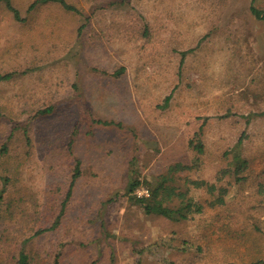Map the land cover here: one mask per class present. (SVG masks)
I'll return each mask as SVG.
<instances>
[{"label":"rangeland","instance_id":"obj_1","mask_svg":"<svg viewBox=\"0 0 264 264\" xmlns=\"http://www.w3.org/2000/svg\"><path fill=\"white\" fill-rule=\"evenodd\" d=\"M32 1L12 0L23 21L0 4V74L14 73L0 82V176L10 168L7 193L33 197L26 210L45 227L79 161L58 227L32 239L46 263L59 249V264L264 259V0H68L81 14L55 3L28 11ZM239 138L240 186L221 173ZM175 164L187 166L169 180L181 188L226 186L234 239L208 234L213 207L175 222L130 199L131 177L156 182ZM16 220L0 224L3 261L24 238Z\"/></svg>","mask_w":264,"mask_h":264},{"label":"trees","instance_id":"obj_2","mask_svg":"<svg viewBox=\"0 0 264 264\" xmlns=\"http://www.w3.org/2000/svg\"><path fill=\"white\" fill-rule=\"evenodd\" d=\"M57 4L65 11H70L75 14H81V9L78 6L68 0H33L27 7V10H36L38 6ZM0 4L9 11L12 17L17 21H23L19 9L13 5L12 0H0ZM251 12L256 17H261L262 12L256 9L254 6H250ZM145 33V30L143 31ZM186 52H181L180 63L183 62ZM13 72H7L0 74V82L8 81L13 78ZM170 95L164 98V105L169 102ZM53 108L47 107L43 109H38L36 115H46L52 113ZM96 122L109 125L113 124L112 121L96 120ZM241 145V138L236 142L235 146L231 150V161L230 164L232 168H226L221 171L222 175L230 176L232 175L234 184L238 183L239 186L246 183L249 179V174L246 173L248 169V160L241 155L239 151V146ZM203 152V148L199 147L197 153ZM8 149L5 145L0 146V163H2L3 158L7 157ZM7 160V159H6ZM1 166V165H0ZM187 168L185 165L175 164L169 167L167 175L159 178L158 181L153 182L151 180H139L136 177H131L128 181L126 192L132 193L130 199L139 204L145 214L147 215H159L165 219L171 221H183L188 219L193 215L203 214L206 211V206L215 208V212L210 216L211 231L208 234L219 238L227 239L228 237L234 239L236 233H233L230 227V216L229 213L224 212L223 208L226 206L225 196L227 194L226 186H219L213 182H207L202 179L198 180H185L182 184V188L174 183H170L169 180L173 179L172 173L175 171ZM6 170V174L0 177L3 180V187L0 188V224H4L5 221H11L14 217L16 220L17 233L24 235V238L19 242L20 246L15 254L10 255L8 259L3 261L0 258V264H47L46 257L40 254L34 248L33 238L39 236L40 234L56 229L59 225L60 218L64 212L66 199H68L71 188L75 180L79 177V161L76 160L74 171L69 182V186L65 195V199L61 202L58 214L53 217L50 226H39L33 225L37 223L35 221V212L30 213L26 210V205L31 202L35 206V201L31 196L11 195L7 193L5 188L6 184L9 182V177L11 174L10 168L3 166ZM231 177V176H230ZM186 184L193 186L194 192H190V188ZM146 186L149 190V195L146 197L137 198L134 195V191L140 187ZM203 189V193L209 194L212 198L210 200H201L198 195L195 194V190ZM257 193L260 196H264V187L261 184L258 185ZM264 204V202H263ZM34 215V216H33ZM34 222V223H31ZM256 229V227H255ZM5 232V230L3 231ZM29 233V234H28ZM27 234V235H26ZM208 234H203L201 237L205 240V246H209L210 236ZM8 233L4 236V239H8ZM60 249L53 256V264H59ZM91 264H95L92 262ZM217 264H264V259H256L246 261L242 259L240 261H224Z\"/></svg>","mask_w":264,"mask_h":264},{"label":"built area","instance_id":"obj_3","mask_svg":"<svg viewBox=\"0 0 264 264\" xmlns=\"http://www.w3.org/2000/svg\"><path fill=\"white\" fill-rule=\"evenodd\" d=\"M137 198L146 197L149 195V190L146 186H140L134 191Z\"/></svg>","mask_w":264,"mask_h":264}]
</instances>
